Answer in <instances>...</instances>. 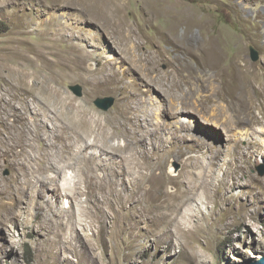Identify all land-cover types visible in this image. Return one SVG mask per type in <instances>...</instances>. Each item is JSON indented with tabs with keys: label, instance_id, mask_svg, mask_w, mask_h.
<instances>
[{
	"label": "rangeland",
	"instance_id": "obj_1",
	"mask_svg": "<svg viewBox=\"0 0 264 264\" xmlns=\"http://www.w3.org/2000/svg\"><path fill=\"white\" fill-rule=\"evenodd\" d=\"M109 11L113 22L122 14L131 26L138 54L135 71L125 54L128 27L118 31L112 20L101 17ZM187 16L197 22L194 38L213 36L219 45L218 65L225 67V76L235 58L246 64L244 69H264V0H0V20L8 24L0 33V98L14 101L9 107L0 99V264H256L264 258V97L252 88L254 113L241 116H255L259 121L240 125L228 140L223 128L206 127L198 112L174 118L167 108H156L155 103L169 98L167 85L161 89L142 81L148 72L143 67L170 81L181 80L183 75L169 59L177 54L183 56L181 61L191 58L196 65L197 57L174 53L176 45L161 34L166 24L180 21L179 36L184 37ZM159 48L172 56L159 60ZM252 48L258 51L257 60ZM238 50L242 54H236ZM76 54L85 58L80 67L63 60V55ZM54 70L65 76L51 75ZM215 73L192 76L174 91L189 92L198 84L205 88ZM110 75L124 77L130 91L109 82ZM47 79V84L33 89L35 80ZM216 83L221 90L222 79ZM76 84L83 87L82 96L71 90ZM43 90L46 96H37ZM100 97H114L115 103L104 110L94 101ZM126 101L139 107L149 121L140 125L121 120L119 109ZM66 104L74 110L69 114L72 126L84 117L97 127V146L89 152L100 155L103 143L118 147L116 155L112 156L111 148L105 154L106 163L118 169L129 166L128 161L120 165L123 156L137 158L144 171L143 191L153 183L151 164L163 166L166 175L176 178L166 190L182 191L189 197L179 206L181 213L192 215L183 229L175 230L180 216L170 222L173 232L160 230L156 213H147L138 224L131 216L124 218L122 206L112 203L114 197L106 198L102 191L89 197L84 182L79 200L64 197L59 205L47 189L41 195L30 189L35 183L27 181L30 163L16 141L17 126L29 123L37 130L38 123L48 119L30 148L42 156L47 143L62 142V129L69 123ZM181 118L202 125L207 134L196 126L177 130L176 121ZM52 149L56 154L57 147ZM72 164L70 172L82 166L79 161ZM108 164H94L100 179L110 178ZM136 176L127 174V182L119 188L129 194V179L137 180ZM78 202L89 209L87 215L80 213ZM162 207L171 210L166 203ZM196 248L201 251L191 260Z\"/></svg>",
	"mask_w": 264,
	"mask_h": 264
},
{
	"label": "bare ground",
	"instance_id": "obj_2",
	"mask_svg": "<svg viewBox=\"0 0 264 264\" xmlns=\"http://www.w3.org/2000/svg\"><path fill=\"white\" fill-rule=\"evenodd\" d=\"M103 8H105V6H103ZM102 15H104V13H102ZM121 15L122 14H118V18L115 19L114 22L113 18L111 19L112 13L110 11L108 15H106L107 17H101L107 20H112L111 22H113V25H115L118 31L123 30L125 26L128 27V34H126V36L124 37L128 41V46L125 47V54L128 57V60H130L132 63L130 69L132 71H135V68L139 67L136 45L135 42H132L133 39H131V26H128L126 21L122 18L123 15ZM196 23L197 22L194 21L190 16L186 17L185 26L187 28V34L184 37L179 36L178 29L182 25L180 21H172L170 24H166V27H164V30H162L161 32V34L164 35V39L167 38L170 44H173L174 46L176 45L173 49L174 53H181L184 55V57H197L198 60L196 62V65L192 63L191 58H185L184 61H181L183 59V56L177 54L176 57H172L169 59H171V61L175 64L176 70L183 75V78L181 80L174 77V79L170 81L167 78L161 77L159 73H155L154 70L146 69L143 67L142 70L148 71L149 74L148 72H145V76L147 79L142 78V81L145 83L149 82L152 85H157L161 89H166L165 86L167 85V89L169 90V98L168 100L164 99V101L162 102L155 103L156 108H167L174 118L181 115L184 118V116H187V114L198 112L202 120L197 118V116H194L193 119L197 118L203 121L206 124V127L211 129H214V127L223 128V130H225L227 133V139L230 140L229 137H232L234 133L236 134L238 132L240 125L250 124L255 119L259 121V119H257L255 116L254 118H251L250 115V117L247 118L242 117L241 115L245 113H254L255 102L250 95L252 88H254L261 97H264V69H244L243 66H246V64H242L238 58H235L234 60L231 59V63L229 65V75L225 76V67L218 65L222 54L218 49L219 45L216 41H214L215 39H213V36L205 40H200L192 36V31ZM168 54L172 56L171 52L165 50L164 48H159L157 50V57L159 60L167 57ZM236 54L239 55L242 54V52L238 50ZM84 59V57L78 54L72 55L70 57L63 55L64 61H69L77 67H80L83 64ZM212 70L216 71L215 77L214 79H209V84L207 87L203 88L198 84L195 85V88L189 92L188 90H184L183 93L179 92L178 94L174 91L176 88L180 87V85H183V83H187L190 79H192V76L203 75L205 73L212 72ZM51 75H55L59 79L65 76L58 70H54ZM221 79L223 81L221 85L222 89L219 90L216 82L217 80ZM48 80L49 79L40 82L35 80L33 83V89L36 90L39 85L47 84ZM107 80L112 84L119 85V89L122 91H130L129 84L125 82L124 77H116L110 75L108 76ZM98 84L101 83L98 82ZM44 90L42 92H38L37 96H46L47 92ZM172 92H175V94L173 95ZM0 99L4 100L9 107L14 103L13 99L7 100L4 96H1ZM221 101H225L227 104H224ZM126 102L127 103L119 109V117L121 120H123L124 122L131 121L134 123H139L140 125H143L144 122L149 121L148 117H142L139 107L134 106L133 103L129 101ZM67 105L68 104H66V107ZM67 110V118L69 123L66 124L62 129V142L60 141V145L52 141L47 143L46 147L44 148L45 152H43L42 156H39L37 154L34 155L30 148L33 147L34 141L41 134L42 129L47 126L48 119H42L40 123H38V126L36 128L37 130H35V128L32 129L29 123L17 126L19 129L16 134V141L21 146V154L25 155V158L29 161L28 163H30L27 164V176L29 177L27 181H32L35 183L33 187H30V189L33 188L32 191H35V188L36 192L41 195L42 191L47 189L48 192H51L52 194V196L50 195L49 197L55 199L56 204L59 205L61 204L64 197H68L72 199V201L79 200L78 197L84 192L82 186V183L84 182L86 183L87 194L89 195V197H96V195L99 193L98 191L105 192L106 198L114 197L115 199H113L112 203H117L122 206L121 208L124 210V212L122 213L123 217L127 218L128 216H131L137 224L143 222V220L146 219L147 213H156L155 221L157 220L158 225L161 227L160 230L169 228L171 220L177 219L178 216L180 217L178 218L179 221L175 230L178 231L179 228L183 229V226L187 225V222L189 221L188 217L190 219L192 218V215L188 212L181 213L179 210V206L182 203L187 202L189 200V197L187 196V194L184 195L182 191H180V193L178 194V190H176L174 193L168 192L166 190L168 183L176 180L175 177L166 175L163 166H160L158 164H151L150 166L152 167V174L149 179L153 183L149 189H145V191H143V183L145 181L143 177L144 171L143 167L140 166V163L138 161H135L137 160V158L134 155L123 156L122 160L119 162L120 165L122 161H128L129 166L121 167V169H118V167L115 168L114 165L110 164V166L108 163H106L108 158H106L105 155L108 154L110 148L112 149V156L116 155L118 147H115L112 144L109 145V143H103L102 153L100 155L93 151L89 152V148L97 146L98 136L94 135L96 133L97 127L92 123L90 124L88 121H86L84 117H77L78 124L72 126L71 124H73V122H71L70 119L73 118L69 116V114H73L74 110L71 109L69 105ZM66 114L67 112H65V115ZM77 115L79 116L78 112ZM234 115L236 116L234 117ZM176 122L178 124L177 130L194 129V127L196 126L194 124V121L192 120L186 121L185 119L181 118ZM80 126L83 129L84 126L86 127V129H84V132L79 128ZM196 127L202 128L203 130L202 125H197ZM177 130L175 129L174 131ZM203 132L207 134L205 130H203ZM218 132L220 131L214 130L215 134ZM92 136H94V138L89 141L87 137L90 138ZM206 139V137H203L201 140L203 143H206ZM80 142H82V145H80ZM53 147H57L58 149L56 151V154H53ZM102 155H104V157ZM73 161H79L80 165L82 163V166L75 167L73 171L70 169L72 171L70 172L68 168L73 167H71V165H73ZM98 162H104L105 164H108L105 167L106 169L111 168V174L109 175L110 178L100 179L98 177L99 175L97 174L96 169L97 165H94L98 164ZM213 167V165L210 167L211 170L214 169ZM237 169L239 171L241 170L239 167ZM130 173H135L136 175L138 174V177L136 176L137 180L129 179L131 191L129 194H126L123 189L119 188V185H121V183L127 182V174L130 175ZM38 182L41 183L40 186L37 185ZM108 189L110 190V193L107 192ZM190 190L195 192V188L193 187ZM164 196H166V198H164ZM55 202L53 201V203ZM78 203H80V213H84L87 215L89 213V209L84 208L85 206H83L81 202ZM153 203L156 204L154 205ZM165 203L171 210L164 209L162 207V204ZM17 204L18 202L16 203V205ZM261 208L262 207H260L259 209ZM62 209L64 211H67L66 208H61V211ZM11 214L14 215L13 212H11ZM6 221L7 220H2L3 223H5ZM76 225L78 226V223ZM170 229L171 228H169L168 230L172 231ZM189 231L192 232V230ZM185 232V234H190L188 233V231ZM193 250L194 253H190L189 257L191 260L195 259V256H197V252H199L200 249L196 248ZM203 255H205V253ZM205 258L206 257H204V259Z\"/></svg>",
	"mask_w": 264,
	"mask_h": 264
},
{
	"label": "water",
	"instance_id": "obj_3",
	"mask_svg": "<svg viewBox=\"0 0 264 264\" xmlns=\"http://www.w3.org/2000/svg\"><path fill=\"white\" fill-rule=\"evenodd\" d=\"M252 57L254 60H257L259 58L258 51L254 48H252ZM71 90L78 96L83 95V87L80 84L72 85ZM94 101L98 107L104 110H109L114 105L115 98L114 97H100ZM256 264H264V258H262Z\"/></svg>",
	"mask_w": 264,
	"mask_h": 264
},
{
	"label": "trees",
	"instance_id": "obj_4",
	"mask_svg": "<svg viewBox=\"0 0 264 264\" xmlns=\"http://www.w3.org/2000/svg\"><path fill=\"white\" fill-rule=\"evenodd\" d=\"M8 29V24L5 21L0 20V33Z\"/></svg>",
	"mask_w": 264,
	"mask_h": 264
}]
</instances>
